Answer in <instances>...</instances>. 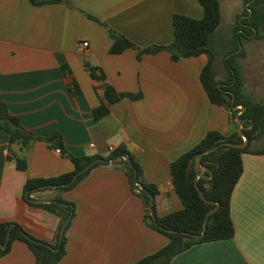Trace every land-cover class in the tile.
I'll use <instances>...</instances> for the list:
<instances>
[{"label":"crops","instance_id":"0c3cea01","mask_svg":"<svg viewBox=\"0 0 264 264\" xmlns=\"http://www.w3.org/2000/svg\"><path fill=\"white\" fill-rule=\"evenodd\" d=\"M33 6L29 0H0V102L22 126L47 138L57 132L75 157L107 156L124 146L139 163L142 180L156 187V217L182 209L170 164L209 131L230 133L229 112L214 105L200 81L206 55L173 62L166 51L109 53L107 28L138 48L168 45L174 15L203 17L197 0H71ZM88 15L98 19V23ZM86 42L88 45L82 47ZM84 62L100 67L118 92L142 93L110 107L95 120L99 83L88 76ZM66 65L70 75L64 74ZM242 68V102L264 106V65ZM219 79H226L222 68ZM76 83L79 93H72ZM252 149H264V115ZM8 135L0 129V223H16L30 236L52 242L58 216L23 199L28 178H53L69 173L73 164L58 149L35 142L26 149L11 145L27 159V171L8 161ZM243 172L232 192L230 215L235 234L230 240L195 245L169 264H264V155L243 153ZM105 165V164H104ZM93 169L61 196L75 205L67 232L66 253L57 264H132L167 244L162 234L144 225L141 198L115 166ZM52 190L37 195L52 199ZM0 264H36L28 247L16 241Z\"/></svg>","mask_w":264,"mask_h":264},{"label":"trees","instance_id":"16d2710c","mask_svg":"<svg viewBox=\"0 0 264 264\" xmlns=\"http://www.w3.org/2000/svg\"><path fill=\"white\" fill-rule=\"evenodd\" d=\"M242 1L244 6L236 17V25L232 34L233 46L227 50L220 61L216 60L214 38L223 19L222 0H197L203 9V17L201 19H195L184 15H174L172 19L174 39L168 45H152L146 48H138L124 35L106 27L108 36L111 40L109 53L113 55L121 54L127 50H135L137 51L138 59H140L144 54L154 55L161 51H166L173 62H177L182 58L206 55L208 61L200 73L201 84L210 101L214 105L223 107L229 112L230 133L222 134L217 131L207 132L196 145L170 164L169 167L173 188L182 204V209L169 213L163 217H157L158 227L154 225L150 216L149 197L145 192L146 190L152 196H155L157 193L156 187L142 180L141 167L136 158L131 155L126 147L120 146L112 150L105 157L99 155L75 157L64 148L63 139L59 133L54 132L47 138L36 135L25 129L20 120L10 114L7 106L0 102V129L8 135L10 144L9 150L11 155L8 156V161L14 162L18 170L27 171V159L24 156L12 153L11 145L19 144L21 149H26L37 141L46 144L49 148L58 149L68 157L73 164V170L69 173L47 179L28 178L23 187V199L30 207L42 208L58 216L60 219L53 241L47 242L36 239L28 235L22 227L16 223H0V243L2 244L5 243L8 229L12 227L10 239L6 248H0V258L10 252L14 242L20 241L24 243L34 255L36 264H57L66 253V234L75 217L74 203L65 200L61 195L78 185L93 169L105 165L96 164L68 187L48 189L57 193L52 197L54 201L60 204H67V207L54 203L34 204L30 200L41 198L37 195L39 192L44 191L40 190V187L68 183L75 173L98 158L109 160L123 155L130 156L143 189H140L134 183L133 167H130L126 162L116 163L115 166L126 176L131 191L142 200L144 225L162 234L168 241L164 247L155 253L132 264H169L176 256L195 245L206 242L230 240L234 237L235 230L230 215V201L234 187L243 172L241 155L243 153L264 155V149L251 148L252 142L256 139L261 129L259 119L264 115V106L256 105L249 107L242 102L241 91L244 78L237 59L244 55V48H242L240 52L234 53L238 50L239 43L243 46L244 41L260 40L264 43V0ZM29 2L33 6L64 4L72 7L71 0H29ZM246 3H248V7H246ZM249 10H251V14ZM88 17L101 23L98 19L90 15H88ZM101 24L104 25L103 23ZM238 31L239 33L237 34ZM84 67L90 79L99 83V89L101 90L99 105L92 110L95 120H100L107 116L110 113V107L122 99L127 98L136 101L142 98V93L140 92L124 93L116 91L114 87L108 83L107 77L100 67L91 65L89 62H84ZM222 68L226 72L225 80H221L218 77ZM61 70L64 74L70 75V70L66 65L61 66ZM218 84H224V86L218 88ZM72 93L74 95L79 93L76 83H72ZM231 94L235 96V105L242 104L244 106V111L239 117L242 122V131L248 139V144L244 148L222 146L218 150L202 157L201 166L205 167L206 170L199 174L197 180L198 187L207 200L214 203L217 202L219 206L208 218L204 237L195 239L183 235L181 232L195 235L200 234L207 212L214 207V205L208 204L200 198L195 187V161L201 152L211 149L221 143L229 142L241 144L243 142V138L238 133L237 126L234 122L238 111L232 109ZM71 207L73 209L72 218L65 229L60 248L58 251H53L48 246L57 248L61 227L69 216ZM168 230L177 231L178 233H171ZM23 233H26L31 240L26 239Z\"/></svg>","mask_w":264,"mask_h":264},{"label":"water","instance_id":"95a60500","mask_svg":"<svg viewBox=\"0 0 264 264\" xmlns=\"http://www.w3.org/2000/svg\"><path fill=\"white\" fill-rule=\"evenodd\" d=\"M246 7H248V3H246ZM249 13L251 14V10H249ZM238 33H239V31L237 32V34ZM242 48H243V46L239 43V48L234 53L240 52L242 50ZM234 80H235V77H234ZM217 86H218V88H221L222 86H224V84H218ZM231 95H232V98H231V106H232V109L238 111L237 114H236V117L234 119V122H235V124L237 126L238 133L243 138V142L241 144H235V143H229V142L221 143V144H219V145H217V146H215V147H213L211 149H208V150H205V151L201 152L198 155V157H197V159L195 161V166H194V168H195L194 182H195V187H196V189L198 191V194H199L200 198L203 201L207 202L208 204L214 205V207L207 212V214H206V216L204 218L203 227H202V231H201L200 234L195 235V234H189V233H186V232H181V234L186 235V236H189V237H192V238H195V239H201V238L204 237L205 231H206V228H207L208 218H209V216L213 212H215L217 210V208L219 206V203H217V202L214 203V202H211V201L207 200L205 198V196L203 195L202 191L200 190V188L198 187L197 180L199 178V174L200 173H203L206 170L205 167L201 166V159H202V157L204 155H207L209 153H212V152L218 150L222 146L235 147V148H244L248 144V139H247V137L245 136V134L242 131V122H241L240 117H239V115L244 111V106L242 104L235 105V96H234V94H231ZM122 162H126V163L129 164L130 167H133V171H134V183H135V185L137 187H139L140 189H143V187H142V185H141V183L139 182V179H138V173H137L136 169L134 168V166L132 164V160H131L130 156H128V155L119 156V157H116V158H113V159H109V160L104 159V158H98V159L90 162L88 165H86L84 168H82L81 170H79L77 173H75L74 176L72 177V179L68 183L61 184V185H56V186H43V187H40L39 189L40 190H48V189H56V188L68 187L71 184L75 183L76 180L81 175H83L84 173H86L87 171H89L96 164L112 165V164L122 163ZM145 192L147 193V195L149 197V211H150V216L152 218V221H153L154 225L156 227H158L159 224H158L157 217H156L155 212H154V209H153L154 196H152L146 190H145ZM30 201L32 203H34V204H51V203H54V204L62 205V206H65V207L68 206L67 204L57 203L53 199H31ZM72 214H73V209L71 207L70 214L67 217V219L64 221V223H63V225L61 227L60 235H59V240H58V246H57V248H53L51 246H48L51 250H53V251H58L59 250L60 245L62 243V239H63V236H64L65 229H66V227L69 225V223L71 221ZM11 228L12 227H10L8 229V231H7L5 243H3V244L0 243V248L1 249L6 248L8 242H9ZM168 231L171 232V233H178L177 231H172V230H168ZM23 236L26 239L31 240L30 237L26 233H23Z\"/></svg>","mask_w":264,"mask_h":264},{"label":"rangeland","instance_id":"374dc122","mask_svg":"<svg viewBox=\"0 0 264 264\" xmlns=\"http://www.w3.org/2000/svg\"><path fill=\"white\" fill-rule=\"evenodd\" d=\"M243 6L242 0H222L223 19L214 38L217 61H220L227 50L233 46L232 34L236 25V17L242 11ZM243 48L244 55L237 59L240 66L243 69L262 68L261 65H264V43L260 40L244 41Z\"/></svg>","mask_w":264,"mask_h":264},{"label":"built area","instance_id":"2783aa9c","mask_svg":"<svg viewBox=\"0 0 264 264\" xmlns=\"http://www.w3.org/2000/svg\"><path fill=\"white\" fill-rule=\"evenodd\" d=\"M88 44L86 42L82 43L81 46L82 47H86ZM57 152H60L59 150H57Z\"/></svg>","mask_w":264,"mask_h":264}]
</instances>
